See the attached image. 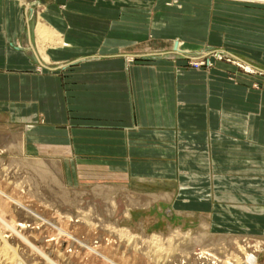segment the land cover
I'll return each mask as SVG.
<instances>
[{"label": "crops", "instance_id": "crops-1", "mask_svg": "<svg viewBox=\"0 0 264 264\" xmlns=\"http://www.w3.org/2000/svg\"><path fill=\"white\" fill-rule=\"evenodd\" d=\"M25 6L30 9L27 0H0V116L19 128L27 155L58 158L71 187L122 184L142 195L170 196L151 207L171 206L166 214L174 222L203 212L211 228L258 227L264 89L253 84L261 77L224 62L207 72L164 59L132 63L137 55L122 49L133 38L113 36L127 31L114 29L107 39L62 35L64 22L45 15L64 46L42 45L38 32L33 37L27 29ZM257 34L253 58L264 63V35ZM213 37L205 32L203 42ZM246 40L241 36L237 47L248 49ZM174 49L188 52L183 42ZM53 61L58 68L46 67Z\"/></svg>", "mask_w": 264, "mask_h": 264}, {"label": "rangeland", "instance_id": "rangeland-1", "mask_svg": "<svg viewBox=\"0 0 264 264\" xmlns=\"http://www.w3.org/2000/svg\"><path fill=\"white\" fill-rule=\"evenodd\" d=\"M27 2L30 8L24 7L25 12L28 13V16H25L27 18L26 20L29 22L27 24V29L31 27L33 37L38 31L37 25H39V21L45 18L44 15L48 18L47 20L55 21L58 17L64 22V24H62V35L69 32L70 36H76V34L81 35L82 33V35L85 36L91 35L93 32L92 34H95V36L100 35L105 39L106 37L108 38L109 34L114 29L117 31H127L128 33L126 34L116 32L113 36L133 38L130 41L125 40L123 42H133L134 45L132 44L122 49V51L132 50V53L137 55L136 58H131L132 63H151L156 61V59H164L171 63H177V61L183 62V65L180 67L184 69L207 72L214 67L215 63L224 62L238 68L243 74L258 75L261 77L256 84H253V88L259 90L264 89V63L258 62L253 58V52H258L259 49L257 47L254 48L255 45L252 43V33L255 32L257 34V30L259 29V35H264V33L261 34L262 30L260 29L264 28V4L257 5L259 3L241 2L239 0H27ZM55 25V27H58L60 24L57 23ZM205 32H210L211 35L214 36L211 42L209 40H207V43L203 42L205 39ZM27 33L28 30H26L24 34ZM57 33L59 34V32ZM241 36L247 38L246 41H248V43L244 46L248 49H240L237 47V43ZM188 38L191 39L189 41L190 43H187L188 41L185 40ZM101 42L104 41L102 40ZM182 42L186 47L185 50L188 52L179 54L174 49V46L176 43ZM23 46L27 49V44L25 42ZM46 67L58 68L59 64L56 61L52 63L48 62L46 63ZM38 69V71L41 72V69L45 68L40 67ZM11 127L8 118L0 116V137H2L0 140V186L8 193H12L15 182V184H18V182L21 183L25 181L27 185H33L34 179L36 180L38 177H42L39 184L34 187L35 189L31 188V190L33 189L32 191L37 197L34 198L35 201L38 202V200L40 201L42 199L39 202V204H41V202L42 204L38 207L35 206V209L38 208V212L42 213L45 217H56V210L77 216L78 213L73 207L74 203L72 204V202H79L82 199L84 203H82L83 207L86 206L87 203L96 205L99 213L107 220L110 219V222L116 223L123 228H129L136 234L144 232L147 235H153L154 233L168 234L171 230L170 228H182L185 232H197L201 228V215L204 214L203 212H199L196 216L193 215V217H181L179 215L180 217L174 222V220L170 219L166 214L171 206L165 205H155L146 209H132L131 219H127L125 217L127 210L126 200L122 193L118 194L119 190H121L120 186L123 187L122 184L92 183L90 186L83 187L69 186L65 179V174L62 172V163L58 158L27 155L24 150L23 139L20 138L22 135L19 137L18 134L19 128L15 127L12 129ZM21 132H23V130H21L20 133ZM13 136L18 137L19 143L12 149L7 148L4 144L9 142ZM18 145L23 146L19 148L20 146ZM39 158L45 159L48 163H51L54 159H56L57 162L59 161L58 165L56 164L53 166L55 170H51L50 172L52 177L56 179L54 184L49 180V174H43V178L42 174L36 171L31 163H27L34 162L36 161L34 159L38 160ZM47 176H49V178H47ZM16 177L19 178L17 179ZM19 179H21V181ZM38 185H40V187ZM103 188L113 189L110 198L115 197L117 193L116 201L118 208L112 216L107 215L106 210H108V208L106 207V198L104 196L98 197L95 194L98 189ZM39 189L40 191H38ZM127 189L130 190L131 193L137 192L141 194L140 191L130 188ZM61 199L66 202L62 203L64 206L59 204ZM26 204L31 203L26 202ZM11 207H15V205L12 204ZM6 217L9 221H15L16 225L19 223H26L29 225L28 228L19 227L18 230L21 232L23 231L22 233L30 239L31 243L25 242L13 230L7 228L3 230L4 236L6 237L5 240L7 239L6 242L11 245L13 249L17 251L18 255L21 256L20 258L26 260L28 264L38 262L39 264L45 263L44 257L37 252L33 246L38 245L36 247L40 249L42 247L43 251L46 253L49 252V254L52 252V254H54L52 258H55L57 254L55 249H59L64 253L69 246V240L67 239L63 240L66 241L64 244L62 243L63 245L60 244V241L56 242L53 240L52 238H58L56 236L57 232L53 231L49 226H42L39 230L35 228L36 221L34 222V217L30 218L28 216L26 218L25 216L19 219L13 212L7 213ZM25 218L28 219L29 222ZM206 218L207 220L210 219L208 216ZM209 223H212V221ZM69 224L70 231L78 238L85 239L86 241L88 240L90 243L97 241V236L90 234L89 231L85 229L86 227H80L72 222ZM225 225L227 224L221 225L224 226L223 228L215 226L211 228L215 233L213 235H216V240L219 235H227V233H229V235L233 237H236V235L238 237L239 235L242 241H238L239 243L235 245V250V246H230L231 248H229V246H223L225 250L223 247H219V251H217L218 248L216 249L212 246V248H210L215 250L224 260L228 253L233 252V254H236V250L240 249L239 246L244 245L242 247L247 249L245 253H250V255L255 256L258 253L259 256H256L258 258V263L264 264V220L258 223L257 228H252L244 233L234 232L236 230H233L231 228L232 226ZM30 227H32V229ZM205 228H207V226ZM192 235H194V233H192ZM195 235H198V238L203 236L201 234ZM83 236L85 237L83 238ZM98 236L101 238L100 241L104 239L107 240L108 238V236L103 233ZM1 240L0 243L2 245L4 241L3 239ZM214 241L215 240L208 239L207 244H212ZM259 242L261 244L258 245L257 243ZM77 245L78 244H75L70 248L71 251L67 256L69 258L68 261L74 264H83L84 259L80 255L81 247H79L80 245L77 247ZM30 247L33 249L31 250ZM50 247H52L54 251ZM200 248H202V245L196 246L195 251L200 253ZM249 250L250 252H248ZM224 251H227V254ZM237 252L241 253L243 251L237 250ZM243 255L245 256V254ZM19 262L18 264L23 263L20 260ZM60 263L65 264V261L60 260ZM244 264H246L245 260Z\"/></svg>", "mask_w": 264, "mask_h": 264}, {"label": "bare ground", "instance_id": "bare-ground-1", "mask_svg": "<svg viewBox=\"0 0 264 264\" xmlns=\"http://www.w3.org/2000/svg\"><path fill=\"white\" fill-rule=\"evenodd\" d=\"M239 1H249V2H256V3L264 4V0H239ZM37 26H38L37 32H38L39 43H41L42 45H45L43 43L49 41L52 48H62L64 46L63 36L61 34H58L52 26H50L49 24H46L42 19L39 21V25ZM18 143H19L18 137L13 136L11 140H9V142H6L4 145L7 148L12 149L13 147H16ZM22 146H20L19 148H21ZM34 160L36 161L27 162V163L29 164L31 163L33 168L42 174L43 178H44L43 174H46V175L49 174L50 178L49 176H47V178H49V180L52 181L51 183L54 184L56 179L52 177L50 172L51 170H55L53 166H55L56 164L58 165L59 161L57 162V160L54 159L52 160L51 163H48L45 159H41V158H39L38 160L37 159H34ZM21 179L19 180L21 181ZM40 179H42V177H38L36 180L34 179L33 185L29 184L30 186L27 185L25 181L24 182L22 181L21 183L18 182V184H15L16 183L15 182L14 190L12 191V193H8L6 190H4L0 186V238L3 239L4 241V243L2 244L3 246L0 243V264H3V263L4 264H18L19 260L23 262L22 264H28V262L20 258L21 256L18 255L17 251L13 249V247L6 242L7 239L5 240L6 237L4 236L3 230L7 228L10 230H13L25 242L31 243L30 239L22 233L23 231L21 232L20 230H18L19 227L28 228L29 225L26 223H19L18 225H16L15 221L13 220L9 221L8 218L6 217V214L10 212L15 213L19 217V219L25 216L26 218L28 216L30 218L34 217L33 218L34 222L36 221L35 228H38V230L39 228L41 229L42 226H49L50 228L53 229V231L57 232L56 236L58 238L57 239L52 238V239L55 240L56 242L60 241V244L62 243L64 244V242H66V241H63L64 239L69 240L68 242L69 246L67 247L64 253H62V251H60L59 249L58 250L55 249L56 250L55 252L57 253L55 258L54 257L52 258L54 254H52L51 251H50L51 252L50 254L49 252L46 253L43 251L41 246H40L41 247L40 249L39 247H36L38 245L35 244L36 246H33V247L35 248L37 252H39L44 257V261H45L44 264H61L60 260L61 261L64 260L65 264H72L73 262L71 263V261H68L69 258L67 256H68V253L71 251L70 248H72V246H74L75 244H78L80 245L79 247H81L80 255L84 259L83 264H244V260L246 264H259L258 258L256 257L258 253L256 256L250 255V253H245L247 249H245V247H242L244 245L239 246L240 249H237L239 251L240 250L243 251L241 252L242 254L240 252H237V250L235 252L236 254H233V252L230 251L231 253H228V255H226V258L223 260V258L220 257L219 254L211 248L212 247L216 249L218 248L217 251L220 250L219 247H223V246H229V248H231L230 246L234 247L235 245L239 243L238 241L239 240L242 241V239L239 237V235L238 237L237 235L236 237H233V236H230L229 233H227V235H219L218 239L216 240V237H215L216 235H213L215 233L214 231L211 230V225L208 223L207 219H202V222L200 221L201 228L197 232H191V231L185 232L183 231L182 228H178V229L170 228L171 230L168 234L154 233L153 235H147L145 232L141 234H136L132 232L129 228H123L116 223L110 222V219L107 220L103 215L99 213L98 207H96V205H92V203H87V205L83 207L82 199L79 202H72V204L74 203L73 207L76 209L78 213L77 216H74V214H70L67 212L62 213L61 211L56 210L55 211L56 217L47 218L44 215H42V213L38 212L39 211L38 208H37L38 210L35 209V206L38 207L39 205L42 204V202L41 204H39V202L42 199L40 201L38 200V202L35 201L34 198L36 196L34 195V192L32 191L33 189H35L34 187L37 184H39ZM38 186L40 187V185ZM31 188L33 189L31 190ZM120 189L121 190H119L118 194L119 193L123 194L126 200V204H127V210L125 213V217L127 219H131L132 209L137 210V209L149 208L151 207V205H153V203H155L156 201H159L160 199H165V200L170 199V196H165V195L162 196V195H158L157 193H156L157 195H154V194L142 195L143 193L140 194L137 192L131 193L130 190H128L124 186L123 187L120 186ZM38 191H40V189ZM112 191L113 189L103 188V189H98L95 192L96 196L98 197L104 196L106 198L107 200L106 207L108 208L106 212H107V215L109 216L114 215L118 208V204L116 201L117 193L115 197L110 198ZM26 202H29L31 204H26ZM62 203H66L65 200L61 199V202H59V204L62 205ZM12 204H14L15 207H11ZM70 207H71V204H70ZM26 220L28 221V219ZM71 222L75 223V225H79L80 227L81 226L84 228L86 227L85 229L88 230L90 234L97 236L96 238L97 241L90 243L88 242V240L86 241L85 239L78 238L74 233L70 231L69 223ZM206 226L207 228H205ZM30 228L32 229V227ZM36 233H37V230H36ZM102 233L108 236L107 240L104 239L100 241L101 238L98 235H101ZM192 233H194V235H192ZM195 234H201L203 236L198 238V235L196 236ZM84 237L85 236H83V238ZM208 239L209 240L212 239L215 241L212 244L210 243L207 244ZM257 244L259 245L261 243L259 242ZM201 245H202V248H200L201 252L199 251L200 253H197L195 251V247L201 246ZM50 248L53 250L52 247ZM54 248H55V245H54ZM32 249L33 248H31V250ZM223 249L225 250V247H223ZM235 249H236V246L234 250ZM227 251H224V252L227 254ZM248 252H250V250ZM243 254H245V256ZM33 264H39V262L33 263Z\"/></svg>", "mask_w": 264, "mask_h": 264}]
</instances>
